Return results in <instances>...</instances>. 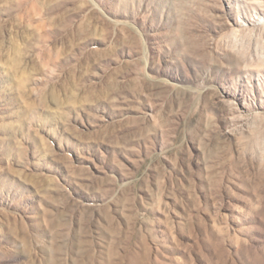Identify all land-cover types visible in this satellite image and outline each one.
Instances as JSON below:
<instances>
[{"label":"rangeland","instance_id":"1","mask_svg":"<svg viewBox=\"0 0 264 264\" xmlns=\"http://www.w3.org/2000/svg\"><path fill=\"white\" fill-rule=\"evenodd\" d=\"M0 264H264V0H0Z\"/></svg>","mask_w":264,"mask_h":264}]
</instances>
